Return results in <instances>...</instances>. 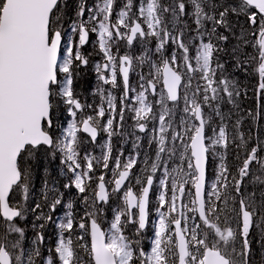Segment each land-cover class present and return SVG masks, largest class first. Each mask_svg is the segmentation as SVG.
<instances>
[{"label":"snow or ice","instance_id":"snow-or-ice-1","mask_svg":"<svg viewBox=\"0 0 264 264\" xmlns=\"http://www.w3.org/2000/svg\"><path fill=\"white\" fill-rule=\"evenodd\" d=\"M261 120L264 0H0V264H264Z\"/></svg>","mask_w":264,"mask_h":264},{"label":"trees","instance_id":"trees-1","mask_svg":"<svg viewBox=\"0 0 264 264\" xmlns=\"http://www.w3.org/2000/svg\"><path fill=\"white\" fill-rule=\"evenodd\" d=\"M89 2H91V0H89ZM94 38V37H93ZM133 80H135V77H133ZM86 86L87 87H91L92 85L95 84V79H94V76L92 75H89L87 78H86ZM246 127H247V124H246ZM105 139V136L104 134H101V137H100V141L101 143L103 142V140ZM119 138L118 137H114L113 138V143H114V146H116L117 148L119 147ZM145 144V143H144ZM128 149V151L126 150ZM131 149H132V144L131 142H128L127 144L124 145V150H125V156H127L130 152H131ZM94 154L95 155H99L100 154V148H96L95 151H94ZM58 160L57 161H54L51 165V168H52V174L54 176L58 175V172H57V168H56V165L58 164ZM211 163V162H210ZM209 172H211V169L209 168ZM109 176H111V173L109 172L108 173ZM34 184L35 186L37 187V189L40 187V179L39 177H37L35 180H34ZM153 198V197H152ZM155 199V197H154ZM153 199V200H154ZM115 206V205H113ZM109 216H111V212L108 213Z\"/></svg>","mask_w":264,"mask_h":264},{"label":"rangeland","instance_id":"rangeland-1","mask_svg":"<svg viewBox=\"0 0 264 264\" xmlns=\"http://www.w3.org/2000/svg\"><path fill=\"white\" fill-rule=\"evenodd\" d=\"M129 123H131L130 121H129ZM260 125H261V127H260V136H261V139H264V120H261L260 121ZM254 131H253V134L255 135V129H253ZM129 142H131V140H129ZM144 143H145V147H146V145H147V141L145 140L144 141ZM127 151H128V149H126ZM142 158V157H141ZM211 167H212V165H211V163L209 164V168L211 169ZM136 171L138 172L139 171V167L136 169ZM211 172H209V174H210ZM134 182V181H133ZM153 199H154V195H153Z\"/></svg>","mask_w":264,"mask_h":264},{"label":"flooded vegetation","instance_id":"flooded-vegetation-1","mask_svg":"<svg viewBox=\"0 0 264 264\" xmlns=\"http://www.w3.org/2000/svg\"><path fill=\"white\" fill-rule=\"evenodd\" d=\"M254 131V130H253Z\"/></svg>","mask_w":264,"mask_h":264}]
</instances>
